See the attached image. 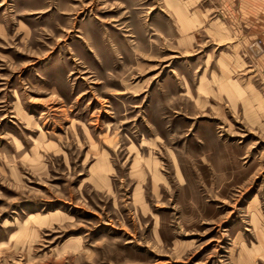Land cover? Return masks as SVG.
Masks as SVG:
<instances>
[{
    "label": "rangeland",
    "instance_id": "rangeland-1",
    "mask_svg": "<svg viewBox=\"0 0 264 264\" xmlns=\"http://www.w3.org/2000/svg\"><path fill=\"white\" fill-rule=\"evenodd\" d=\"M233 17L0 0V264H264V68Z\"/></svg>",
    "mask_w": 264,
    "mask_h": 264
},
{
    "label": "crops",
    "instance_id": "crops-1",
    "mask_svg": "<svg viewBox=\"0 0 264 264\" xmlns=\"http://www.w3.org/2000/svg\"><path fill=\"white\" fill-rule=\"evenodd\" d=\"M226 5L231 4L233 15H238V20L233 17V39H238L249 50H255V62L264 68V0H225ZM247 30V34L239 31ZM257 40L261 43H257ZM257 44L260 48L255 49ZM264 71V69H263Z\"/></svg>",
    "mask_w": 264,
    "mask_h": 264
}]
</instances>
